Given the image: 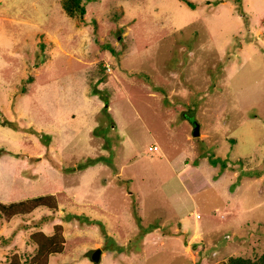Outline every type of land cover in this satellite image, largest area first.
<instances>
[{
  "label": "rangeland",
  "instance_id": "rangeland-1",
  "mask_svg": "<svg viewBox=\"0 0 264 264\" xmlns=\"http://www.w3.org/2000/svg\"><path fill=\"white\" fill-rule=\"evenodd\" d=\"M191 1L0 0V202L57 204L0 216V262L54 224L47 264L264 250V0Z\"/></svg>",
  "mask_w": 264,
  "mask_h": 264
},
{
  "label": "trees",
  "instance_id": "trees-1",
  "mask_svg": "<svg viewBox=\"0 0 264 264\" xmlns=\"http://www.w3.org/2000/svg\"><path fill=\"white\" fill-rule=\"evenodd\" d=\"M58 1L64 12L69 16H72L74 13H84V6L81 0ZM184 1L188 5H194V2L191 0ZM111 51L113 52L114 50L112 49ZM98 73L100 76L99 78L102 79L106 71L103 70L102 72L101 69ZM95 90H92L91 92H94ZM224 163L225 162L223 161L221 164L224 165ZM255 173L259 174L260 172L256 171ZM37 206H45L50 209H55L57 206L56 199L53 194L45 193L28 197L22 200L10 201L7 203L0 202V216L8 219L14 214L27 213ZM60 227V224H54L53 228L57 229L56 231L52 230V232L49 234H44L40 230L32 231L29 235V242L33 244L34 252L26 257H20L18 253L16 254L15 252H13L6 258L5 262H0V264H47L48 256L50 254L59 253L62 251L64 236L62 230L60 231ZM42 255H44L43 258H41ZM221 262V264H264V250H262L255 257L229 255L227 256L225 262Z\"/></svg>",
  "mask_w": 264,
  "mask_h": 264
},
{
  "label": "water",
  "instance_id": "water-1",
  "mask_svg": "<svg viewBox=\"0 0 264 264\" xmlns=\"http://www.w3.org/2000/svg\"><path fill=\"white\" fill-rule=\"evenodd\" d=\"M197 132H198L197 124H195L194 127H193V130H192V134L195 135V134H197ZM99 254H100V248L99 247H95L92 250L91 254H90V258L93 261H96V260H98Z\"/></svg>",
  "mask_w": 264,
  "mask_h": 264
},
{
  "label": "built area",
  "instance_id": "built-area-1",
  "mask_svg": "<svg viewBox=\"0 0 264 264\" xmlns=\"http://www.w3.org/2000/svg\"><path fill=\"white\" fill-rule=\"evenodd\" d=\"M105 66H106V68H108V65L107 64H105ZM149 148H151V146H149ZM197 216V215H196Z\"/></svg>",
  "mask_w": 264,
  "mask_h": 264
},
{
  "label": "crops",
  "instance_id": "crops-1",
  "mask_svg": "<svg viewBox=\"0 0 264 264\" xmlns=\"http://www.w3.org/2000/svg\"><path fill=\"white\" fill-rule=\"evenodd\" d=\"M48 262V261H47Z\"/></svg>",
  "mask_w": 264,
  "mask_h": 264
}]
</instances>
